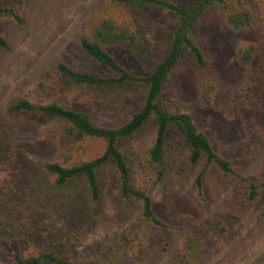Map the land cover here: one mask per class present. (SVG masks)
I'll list each match as a JSON object with an SVG mask.
<instances>
[{
  "label": "trees",
  "instance_id": "obj_1",
  "mask_svg": "<svg viewBox=\"0 0 264 264\" xmlns=\"http://www.w3.org/2000/svg\"><path fill=\"white\" fill-rule=\"evenodd\" d=\"M30 1L0 0L1 54L9 50L6 27L10 26L25 35L29 32L30 27L21 10ZM215 1L221 2L201 0L193 5L183 6L172 0H97L96 3L99 2L101 7L104 3L127 7L132 24V31L129 33L121 28L116 29L111 20L103 18L91 27L90 35L85 36L81 20L77 22L71 35L74 44L107 74L95 75L85 70H75L63 61L66 57L65 51L60 49L57 52L56 49L46 57L45 63H39L24 84L17 88L14 96L0 104V168L10 170L8 176L11 177L6 176L10 179L21 180L16 159L12 155L17 148L26 149V144L21 140L27 127L19 121L20 117L35 114L48 120L61 121L67 137L75 140L88 136L104 141L101 154L79 164L65 167L56 162L41 163L44 173L53 175L55 184L65 189L64 199L61 202L41 201L39 196L47 192V189L43 188L39 180L27 183L26 186L31 188L33 194L32 203L29 201L24 204L27 215L23 217L18 211L11 209L1 213L0 243L5 244L13 255L11 261L1 264H77L57 254V243L73 245L78 236L77 232L88 230L103 221L105 208L96 171L107 161H110L114 178L110 188L112 194L109 197L120 205L119 219L123 225L119 231L120 235L117 237L115 233L112 236L116 241L108 247L115 248L116 264H145L148 260L149 264H156L163 255L166 259L162 264H200L208 256L210 245L213 243L223 240V246L227 250L231 248L240 209L234 205L222 212L207 208L215 190L208 184L213 181L209 168L216 174V184L222 183L218 188L225 191L224 195L230 194L235 200L240 199L244 203L255 201L264 187V169L255 168L259 159L257 154L264 152V124L247 118L241 120L235 135L226 131L209 133L198 128L189 112L172 107L161 98L171 70L184 56L196 67L203 66V53L197 44L196 36L193 35V29L200 14L206 7L215 4ZM12 3H17L19 10L11 5ZM39 7L36 8L37 11L41 10ZM92 10L93 8L88 11ZM86 13L81 14L79 18ZM163 14L175 18L172 29L161 28ZM248 19L247 13L240 12L229 16L227 22L233 28H241L247 24ZM152 32H160L162 39H154L153 42L145 40V34L150 36ZM107 44L113 45L114 48L116 46L120 51L127 49L139 62L146 60L151 49L160 53V59L148 73L137 75L104 49ZM260 80L264 85V66L260 68ZM66 82L94 89L132 88L142 85L143 91L139 107L129 111L126 120L116 127H104L92 122L85 113L64 107L52 99L51 95L55 97L54 92L57 91L58 84L63 86ZM30 85L32 87L28 88ZM29 93L35 97H29ZM39 97L49 100L42 101ZM148 123L152 126V138L143 158V167L144 170L150 171L154 183L161 187L163 195L185 190L184 181L175 183L165 179L170 158L181 147L186 149V162L189 167L200 164V168L193 173L189 192L193 199L192 209L204 210L208 212V216L199 217L194 225L191 223V211L179 210L176 205L178 201L174 197L170 201V210L173 211L163 219L155 212L150 195L144 189L135 187L131 181L132 168L127 164L119 143ZM169 131L176 133L177 138L168 139ZM36 163L40 164L37 161ZM261 171L262 174L255 175V172ZM81 181L88 202L83 216L75 223H70V214L76 199L68 183L73 185ZM21 195L22 193L20 197L23 200ZM16 196L13 190H0V211L3 210L4 201ZM45 211L48 212L43 215ZM52 217H58V225L54 224ZM142 225L147 227L148 236L138 235V229ZM39 232L49 250H41L36 254L27 253L29 247L26 243L29 236L32 233L40 234ZM126 236L130 241L135 238L136 244V247L131 246L129 257L124 244ZM100 242L101 240H97L92 244L97 246ZM106 263L105 261L104 264Z\"/></svg>",
  "mask_w": 264,
  "mask_h": 264
},
{
  "label": "rangeland",
  "instance_id": "obj_2",
  "mask_svg": "<svg viewBox=\"0 0 264 264\" xmlns=\"http://www.w3.org/2000/svg\"><path fill=\"white\" fill-rule=\"evenodd\" d=\"M172 1L189 6L201 0ZM96 2L97 0H31L21 10L30 30L25 35L24 32H16L10 26L5 29L9 50L0 53V104L14 96L17 88L24 84L39 63L42 61L45 63L46 57L56 49L57 52L60 49L65 51L66 57L63 61L75 70H85L95 75L107 74L74 44L71 35L75 26L81 20L83 33L89 36L91 27L103 18L111 20L116 29L121 28L129 33L132 31V24L127 7L109 3H104L101 7L99 2ZM11 5L19 10L17 3ZM37 7L41 10L37 11ZM95 7L99 10H95ZM91 8L93 10L88 11ZM240 12L249 15L248 22L241 28H233L227 22L228 17ZM84 13L86 14L79 18ZM174 21L175 18L171 15L163 14L161 28L172 29ZM193 35L196 36L197 44L203 53L204 64L198 68L184 56L171 70L163 88L162 100L172 107L189 112L198 128L209 133L226 131L235 135L241 120L247 118L264 124V85L260 80V68L264 66V0L215 1V4L206 7L198 17ZM144 39L153 42L154 39H162V35L160 32L159 34L152 32L150 36L145 34ZM104 49L137 75L148 73L160 59V53L154 49L150 50L149 56L142 62L127 49L120 51L116 46L114 48L108 44L104 45ZM35 56L39 58L34 59ZM58 86L54 92L55 97L51 95L52 99L64 107L85 113L92 122L104 127H116L126 120L128 112L139 107L143 91L142 85L132 88L94 89L66 82L63 86ZM175 91L177 94H174ZM29 97L34 98L35 95L29 93ZM39 98L42 101L49 100ZM19 121L27 127L21 140L26 144L24 145L26 149L17 148L12 157L16 159L17 172L21 180L8 178L11 177L8 176L10 170L0 168V190L2 192L13 190L17 194L16 197L2 203L0 217L3 211L9 209L18 211L23 217L27 215L24 204L29 201L32 203L33 194L31 188L26 185L31 180L34 182L39 180L43 188L47 189V192L40 194L41 201H63L65 189L55 184L53 175L44 173L42 162H56L68 167L98 156L104 148V141L97 137L87 136L75 140L67 137L61 121L48 120L35 114L20 117ZM151 138L152 126L148 123L119 143L127 164L132 168L131 181L135 187L144 189L150 195L155 212L163 219L173 211L170 210V201L174 197L178 201L176 205L179 210L191 211V223L194 225L199 217L208 216V212L204 210L192 209L193 199L189 192L193 173L200 168V164L189 167L186 162V149L181 147L170 158L165 179L175 183L184 181L185 190L163 195L161 187L154 183L150 171L144 170L143 167V158L150 146ZM167 138L174 140L177 134L169 131ZM257 156L259 159L255 168L263 170L264 152L260 151ZM36 161L40 164H35ZM209 170L213 181L208 184L215 190L207 208L222 212L234 205L240 209V213L235 222L231 248L227 250L222 244L223 240L213 243L210 245L208 256L200 264H264V187L255 201L244 203L240 199L235 200L230 194L224 195L225 191L218 188L222 183L216 184L214 179L216 174L213 169ZM260 174L262 171L255 172V175ZM96 178L105 208L103 221L88 230L77 232L78 236L73 245L58 242L57 254L77 264H104L105 261L106 264H116L115 248L108 247L116 241L112 236L116 233L118 237L123 225L119 219L120 205L109 197L112 194L111 183L114 182L110 161L96 171ZM68 186L71 187L76 199L70 214V223H75L83 216L88 196L82 181L73 185L68 183ZM236 190L237 187L234 192ZM47 212H43V215ZM52 218L54 224L58 225V217ZM146 230V226H140L138 235L148 236L149 232ZM39 233H32L29 236L26 243L29 247L27 253L36 254L41 250H49L43 242L41 232ZM97 240L101 242L97 246L93 245V241ZM134 241L135 238L131 241L127 238L124 243L128 257L131 255V246L136 247ZM12 258V251L0 243V264L11 261ZM165 259L166 256L163 255L156 264H162ZM149 263L148 260L145 264Z\"/></svg>",
  "mask_w": 264,
  "mask_h": 264
}]
</instances>
